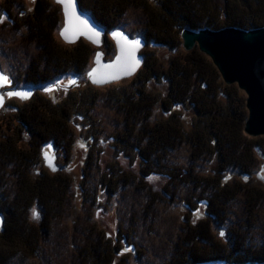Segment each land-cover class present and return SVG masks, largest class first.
<instances>
[{"label": "trees", "instance_id": "16d2710c", "mask_svg": "<svg viewBox=\"0 0 264 264\" xmlns=\"http://www.w3.org/2000/svg\"><path fill=\"white\" fill-rule=\"evenodd\" d=\"M79 2L108 32L120 28L126 10L135 5L146 14L142 33L147 44L151 48L166 47L177 55L165 66L158 53H145L143 66L131 78L135 87L126 88L117 100L127 127L124 132L127 140L120 141L134 145H131L133 151L144 164L142 175L153 172L165 175L168 182L163 192L170 197L181 184L192 185L201 192L197 202L206 205L203 219L189 220L174 247L173 264H264V231L255 234L256 230H262L256 226V218L258 210L264 207V190L242 179L230 183L224 178L230 169L250 176L258 163L257 151L261 145L243 131L247 120L245 98L236 86L224 83L207 56L198 49L184 51L181 42L184 30L263 27L264 0ZM35 5L34 11L19 9L9 0L2 5V11L16 30H27L24 40L39 48L38 56L29 63L24 82L36 88H50L51 93L60 92L70 82L63 83L61 79L72 74L75 75L72 79L77 78L88 69L93 47L85 41L68 47L56 41L54 32L60 24V10L47 0H37ZM151 80L167 82V96L159 98L146 92ZM157 105L166 111L183 106L193 109L199 118L193 131L186 130L176 112L170 120L151 124ZM70 111L67 105L37 96L15 113L2 117L7 132L0 140V264H13L19 253L36 257L51 224L70 207L72 185L68 175L34 172L41 164V150L46 146L64 151L66 160L71 159L74 133L69 123ZM29 137L32 139L29 147H22L20 143ZM186 143L192 148V162L207 156L218 157L216 172L201 176L192 167L172 166L168 156ZM123 179L127 183L140 180L132 173H124ZM238 196L246 199L244 229L238 226L227 239L218 238L212 225L219 227L227 223L231 203ZM35 206L50 226L31 221ZM95 233L96 236H87L84 248L79 251L78 264H126V258L121 256L123 246L103 232Z\"/></svg>", "mask_w": 264, "mask_h": 264}, {"label": "rangeland", "instance_id": "374dc122", "mask_svg": "<svg viewBox=\"0 0 264 264\" xmlns=\"http://www.w3.org/2000/svg\"><path fill=\"white\" fill-rule=\"evenodd\" d=\"M7 1L9 0H0V16L6 17V20L0 23V67L9 77L11 85L3 89L6 99L0 110V140L7 132L2 117L15 113L19 107L29 104L37 96H44L58 105L69 106L71 110L69 123L74 133V144L69 153L71 154L69 161L66 160L64 151L46 146L41 150V164L34 170V172L45 171L50 175L66 174L70 177L72 185L70 207L50 226L42 220L43 213L35 206L33 210L39 213V218L33 217L32 210L31 221L37 225L43 223L49 225L51 231L42 238L39 244L40 251L36 257L19 253V257L13 264H78L79 251L84 248L87 236H96V231L103 232L123 246L121 256L126 258V264H173L174 247L185 233L189 220L203 219L206 215V205L201 201L197 202L201 192L195 190L192 185L181 184L176 192L170 193L171 197L165 194L163 189L165 190L168 178L156 172L143 176L144 164L141 156L133 151L134 145L129 142L127 146L120 141L121 139L127 140L124 137L127 127L125 114L117 100L126 88L132 90L131 87H135L132 84L133 79L129 78L106 86H94L87 78L98 50L104 52L106 61L115 57L114 41L108 34L106 43L101 48L87 42L93 47L91 62L84 74L77 76L79 86L74 89L51 93L45 91V87H33L24 82V75L29 63L38 56L39 48L36 44L26 42L24 36L27 30L25 28L16 30L10 17L3 13L2 5ZM12 1L19 9L34 11L36 7V1ZM47 1L60 10V24L58 30L54 32V39L67 47L76 45L77 43L68 44L60 38L59 31L63 27L64 19L61 7L53 0ZM126 11L118 29L126 32L131 38H143L142 30L146 23V14L135 5ZM81 41L86 42V40ZM182 49L186 51L183 45ZM150 52L158 53L165 66H168L177 56L166 47L151 48L148 44L141 53L144 55ZM74 76L72 74L61 81H71ZM149 84L150 87L146 88V92L159 98L167 96L169 89L167 82L151 80ZM227 86H236L245 98L244 110L248 119L247 94L237 84ZM13 91L33 92L25 98L7 95L8 92ZM162 107V105L155 107L151 124L161 120H170L176 112L186 130L193 131L199 119L193 109L183 106L166 111ZM243 131L246 136L257 140V144L261 145L257 147V166L250 176L240 175L237 170L230 169L224 173V178L230 183L242 179L264 190V179H262L264 177L262 174L264 135L257 137L248 135L245 132V125ZM31 140L29 137L20 144L28 148ZM81 144L84 147H80ZM44 152H47L49 157L55 158V164L58 167L56 172H52L46 166ZM191 155L192 148L189 143H186L178 150L171 152L168 159L172 166L192 167L201 176L216 172L219 164L218 157L209 158L207 156L192 162ZM124 173H132L140 180L137 183H127L123 179ZM149 177L153 179L150 181ZM140 181L144 182V185ZM154 194L156 197L159 196V199H154ZM245 204V197L238 196L231 203V215L227 223L219 227L216 224L212 225V230L218 238L227 239L229 233L238 226L244 229L245 219H247ZM256 220L253 222H256V226L262 229L256 230L255 234H258L264 231V207L258 210ZM220 231L225 233L223 237L219 235ZM125 249H130V251H125Z\"/></svg>", "mask_w": 264, "mask_h": 264}, {"label": "water", "instance_id": "95a60500", "mask_svg": "<svg viewBox=\"0 0 264 264\" xmlns=\"http://www.w3.org/2000/svg\"><path fill=\"white\" fill-rule=\"evenodd\" d=\"M53 1L60 5L64 17L63 27L59 31V36L64 42L76 44L81 40H86L89 44L101 48L106 43V37L109 34V37L115 43L116 55L110 61L105 60L103 51L98 50L96 52L93 66L87 74V78L92 85H110L132 78L138 73L145 59L141 52L147 46V42L143 38H131L120 29L108 32L91 14L81 7L79 0H68L73 5L68 16L65 15L64 5L57 3V0ZM73 11L81 20H86L94 31L82 30V26L72 18L71 13ZM65 29H67V39L61 35V32ZM96 32L99 33L98 36L95 35ZM114 33L119 35H114ZM181 37L186 51L198 48L201 53L211 58L227 85L237 84L247 94L249 116L245 124V132L252 137L264 135V26L252 30L235 27H226L216 31L210 29L198 32L184 30ZM133 42H136L135 47L130 50L129 45H132ZM89 73L93 74L92 77L89 76ZM0 74L7 76L3 73L1 67ZM94 79L102 82L94 83ZM71 81H75V83L69 82L62 88L70 90L79 86L77 78H73ZM10 85L11 83L0 85V98L3 100V103L0 104V110L6 99L3 89ZM54 88L56 89V86ZM32 92L24 93H30L31 95ZM49 164H53L56 170L53 171ZM46 166L52 172L58 170L54 157H49ZM262 174H264V167ZM1 226L2 220L0 217Z\"/></svg>", "mask_w": 264, "mask_h": 264}, {"label": "snow or ice", "instance_id": "6c2138e0", "mask_svg": "<svg viewBox=\"0 0 264 264\" xmlns=\"http://www.w3.org/2000/svg\"><path fill=\"white\" fill-rule=\"evenodd\" d=\"M57 3H61L64 5V10H65V15L68 16L69 15V12H70V9L73 8V5L71 3L68 2V0H57ZM23 15V13H21ZM72 15V18L75 19L81 26H82V30H85V31H94L93 29H91V27L88 25L87 21L86 20H81L79 16H76L75 12L73 11L71 13ZM6 20V17H3V16H0V23L4 22ZM66 32H67V29L63 30L61 32V35L65 36V38L67 39V36H66ZM96 36L99 35L98 32L95 33ZM114 35H119V34H116L114 33ZM125 43H127V41H125ZM135 44L136 42H133L132 45H129V49H133L135 47ZM92 73H89V76L92 77ZM93 82H102V81H97V80H93ZM10 83V81L8 80V77L3 75V74H0V85H4V84H8ZM70 83H75V81H70ZM45 91H51L50 88H46ZM8 96H19L21 98H25L27 97L28 95H30V93H24V92H8L7 93ZM3 103V100L2 98H0V104ZM48 147H51L50 145ZM80 147H84L83 144L80 145ZM43 156H44V160L46 163L49 162V155L47 152H44L43 153ZM50 167H52V170L55 171V166L53 164H49ZM150 181L153 179L152 177H149L148 178ZM247 179V178H245ZM262 179H264V177H262ZM33 217L34 218H39V213L36 211V210H33ZM219 235L221 237H223L225 235V233L223 231H220L219 232ZM125 251H130V249H125Z\"/></svg>", "mask_w": 264, "mask_h": 264}, {"label": "bare ground", "instance_id": "6f19581e", "mask_svg": "<svg viewBox=\"0 0 264 264\" xmlns=\"http://www.w3.org/2000/svg\"><path fill=\"white\" fill-rule=\"evenodd\" d=\"M193 51V50H192Z\"/></svg>", "mask_w": 264, "mask_h": 264}, {"label": "flooded vegetation", "instance_id": "af4514ba", "mask_svg": "<svg viewBox=\"0 0 264 264\" xmlns=\"http://www.w3.org/2000/svg\"><path fill=\"white\" fill-rule=\"evenodd\" d=\"M2 220V219H1Z\"/></svg>", "mask_w": 264, "mask_h": 264}]
</instances>
